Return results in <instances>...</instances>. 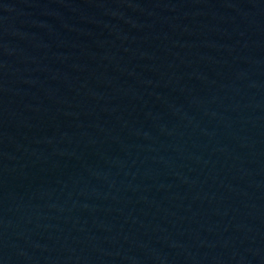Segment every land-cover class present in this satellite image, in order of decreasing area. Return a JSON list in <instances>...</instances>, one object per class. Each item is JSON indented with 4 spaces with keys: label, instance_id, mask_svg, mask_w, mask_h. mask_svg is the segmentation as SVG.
Returning a JSON list of instances; mask_svg holds the SVG:
<instances>
[{
    "label": "water",
    "instance_id": "1",
    "mask_svg": "<svg viewBox=\"0 0 264 264\" xmlns=\"http://www.w3.org/2000/svg\"><path fill=\"white\" fill-rule=\"evenodd\" d=\"M0 264H264V0H0Z\"/></svg>",
    "mask_w": 264,
    "mask_h": 264
}]
</instances>
